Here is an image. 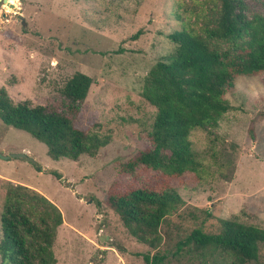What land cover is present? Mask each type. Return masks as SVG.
<instances>
[{
	"label": "rangeland",
	"instance_id": "374dc122",
	"mask_svg": "<svg viewBox=\"0 0 264 264\" xmlns=\"http://www.w3.org/2000/svg\"><path fill=\"white\" fill-rule=\"evenodd\" d=\"M247 1L249 20L264 14V0ZM219 3L0 1V88L7 100L58 105L63 82L82 72L92 82L72 124L107 137L93 154L54 160L42 142L0 120V154L7 156L0 157V214L9 184L27 186L55 204L62 221L51 244L53 264H145L142 254L154 252L166 254L164 264H219L223 259L208 254H174V245L194 228L219 232L220 221L227 218L264 228V71L236 76L223 95L228 109L216 126L190 131V146L201 164L197 173L173 179L139 171L132 178L121 169L151 146L147 134L155 108L141 90L149 68L173 51L166 35L183 29L202 35L201 27L214 26ZM208 44L227 47L221 40ZM15 153L32 161L12 157ZM113 183L122 190L125 183L150 188L164 183L178 194L181 202L159 225L156 249L131 237L105 203ZM247 264H264V244L257 261Z\"/></svg>",
	"mask_w": 264,
	"mask_h": 264
},
{
	"label": "trees",
	"instance_id": "16d2710c",
	"mask_svg": "<svg viewBox=\"0 0 264 264\" xmlns=\"http://www.w3.org/2000/svg\"><path fill=\"white\" fill-rule=\"evenodd\" d=\"M247 3L220 0L214 26L201 27L202 35L184 29L166 35L173 51L149 68L141 90L143 99L155 108L147 134L151 146L139 150L121 166L127 175L136 178L134 174L139 171H150L179 179L185 172L201 169L190 146V131L216 126L228 109L223 95L236 76L264 71V14L249 20L245 14ZM138 34L139 30L133 37ZM211 40L224 41L227 47H210ZM91 82L88 75L74 72L63 82L59 90L62 99L55 106L30 105L26 100L12 104L5 89L0 88V120L42 142L51 159L76 160L82 154H93L107 143V137L72 124ZM53 174L58 178L57 173ZM114 183L105 203L131 237L156 249L161 240L159 225L181 202L178 194L164 183L156 188L123 183V190ZM9 185L0 214L1 263L53 264L51 244L62 221L59 209L27 186ZM220 222L217 233L192 229L176 241L172 253L186 251L198 257L208 254L223 259L219 264L256 262L259 246L264 244V228L235 218ZM165 258V253L142 254L145 264H164Z\"/></svg>",
	"mask_w": 264,
	"mask_h": 264
},
{
	"label": "water",
	"instance_id": "95a60500",
	"mask_svg": "<svg viewBox=\"0 0 264 264\" xmlns=\"http://www.w3.org/2000/svg\"><path fill=\"white\" fill-rule=\"evenodd\" d=\"M2 3L5 2L6 0H0ZM10 7H13L12 3L8 4ZM12 157H25L27 160L32 161V159L30 157H26L25 154L23 153H15V154H11ZM1 158H7V156H3L2 154H0Z\"/></svg>",
	"mask_w": 264,
	"mask_h": 264
},
{
	"label": "bare ground",
	"instance_id": "6f19581e",
	"mask_svg": "<svg viewBox=\"0 0 264 264\" xmlns=\"http://www.w3.org/2000/svg\"><path fill=\"white\" fill-rule=\"evenodd\" d=\"M4 3H7V1H5Z\"/></svg>",
	"mask_w": 264,
	"mask_h": 264
},
{
	"label": "flooded vegetation",
	"instance_id": "af4514ba",
	"mask_svg": "<svg viewBox=\"0 0 264 264\" xmlns=\"http://www.w3.org/2000/svg\"><path fill=\"white\" fill-rule=\"evenodd\" d=\"M7 2H9V0H7Z\"/></svg>",
	"mask_w": 264,
	"mask_h": 264
}]
</instances>
